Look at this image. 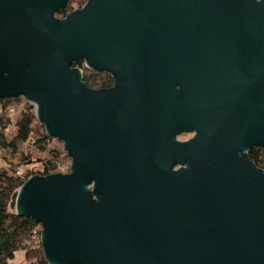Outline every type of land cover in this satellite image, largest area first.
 Wrapping results in <instances>:
<instances>
[{
  "label": "water",
  "instance_id": "water-1",
  "mask_svg": "<svg viewBox=\"0 0 264 264\" xmlns=\"http://www.w3.org/2000/svg\"><path fill=\"white\" fill-rule=\"evenodd\" d=\"M69 1L0 0V101L71 160L9 203L47 264H264V0Z\"/></svg>",
  "mask_w": 264,
  "mask_h": 264
},
{
  "label": "trees",
  "instance_id": "trees-1",
  "mask_svg": "<svg viewBox=\"0 0 264 264\" xmlns=\"http://www.w3.org/2000/svg\"><path fill=\"white\" fill-rule=\"evenodd\" d=\"M70 1L71 3L81 4L79 8L84 4L83 0ZM69 3L66 9L69 7ZM65 10H59L54 14V17L56 15V17L60 16V18H63L67 14ZM68 10L71 12L73 8ZM71 68L82 70V83L89 90H106L112 86V79L108 74L104 75L98 72L88 71L83 69L81 64L77 63H73ZM17 99L9 98L0 101V109L6 112L10 108H15L16 106L13 102L17 101ZM37 121L35 113L26 105L24 113L15 122L13 136L8 140L4 130L11 123L4 115H0V150L10 151L13 155L18 150V147L28 141L33 142L40 150H43L53 138L48 137L41 130H36L35 126L38 124ZM40 127L42 128V126ZM34 134H38V136L33 140L32 136ZM247 156L255 167L264 170V147L252 148L247 153ZM55 165L52 163H44L42 165V171L38 175H50L56 171ZM16 169H11V173L0 169V264H13L15 254L19 251L24 253L23 261L26 262L25 264H47L42 255L41 245L39 243L41 226L28 217L16 215L13 210L9 209L12 194L29 177L21 178L17 176L14 174Z\"/></svg>",
  "mask_w": 264,
  "mask_h": 264
},
{
  "label": "rangeland",
  "instance_id": "rangeland-1",
  "mask_svg": "<svg viewBox=\"0 0 264 264\" xmlns=\"http://www.w3.org/2000/svg\"><path fill=\"white\" fill-rule=\"evenodd\" d=\"M85 2L86 0H83L84 4ZM80 5L81 4L71 3L70 1L69 7L65 10V12L69 13L70 10L68 9H71V8H73V10L79 9ZM57 17L58 19H61L60 16H57ZM13 103L16 106L14 108L13 114H10L9 110L5 112L0 109V115H4L6 118L10 120V123H11V125L8 127L9 132H5L8 140L11 139V137L13 136L15 122L24 113L25 106L27 105L30 108V104L22 97L18 98L17 101ZM32 111L34 112V110ZM38 124H36L35 126L36 130L37 131L41 130L45 133L42 124L39 122ZM40 126H42L43 129ZM37 136L38 134H34L32 136L33 140ZM190 136H191L190 134H182L178 136L177 139L179 141H184ZM51 140L52 141L43 150H40V148L34 145L33 142L31 141L23 143L20 147H18V150L13 155L10 153V151L0 150V169L6 170L11 173V169L17 168L14 174H16L17 176L21 178H25L26 176H29L28 178H30L32 176H37L39 172L42 171V165L44 163L46 164L52 163L54 165L56 164L55 165L56 172H60L62 174H68L69 168L71 165V160L67 156L66 152L63 150L62 142L56 139H51ZM23 260H24V253L19 251V252H16L12 263L13 264H25L26 262Z\"/></svg>",
  "mask_w": 264,
  "mask_h": 264
},
{
  "label": "built area",
  "instance_id": "built-area-1",
  "mask_svg": "<svg viewBox=\"0 0 264 264\" xmlns=\"http://www.w3.org/2000/svg\"><path fill=\"white\" fill-rule=\"evenodd\" d=\"M86 2H87V0H86ZM86 2H85V3H86ZM82 7H83V6H82ZM82 7H80V8H82ZM80 8H79V9H80ZM79 9H76V10H79ZM73 11H74V10H73ZM70 13H71V12H70ZM67 14H68V13H67ZM67 14H66V15H67ZM66 15H65V16H66ZM65 16H64V17H65ZM64 17H63V18H64ZM63 18H61V19H63ZM81 65H82V68H83V69H86V68H85V65H84L83 63H82ZM79 70L82 72L81 69H79ZM87 70H88V69H87ZM109 76H110V75H109ZM110 77H111V76H110ZM111 79H112V77H111ZM112 83H113V80H112ZM112 85H113V84H112ZM111 87H112V86H111ZM13 112H14V108H10V109H9V113H10V114H13ZM8 130H9V129H8V127H7V128L4 130V132H9ZM70 166H71V165H70ZM69 170H70V168H69ZM262 171H264V170H262ZM56 173H60V172H56V171H55V172L51 173L50 175H52V174H56ZM60 174H62V173H60ZM63 175H65V174H63ZM38 176H40V177H45V176H42V175H38ZM46 176H48V175H46ZM30 178H31V177H30ZM28 179H29V178H28ZM28 179H27V180H28Z\"/></svg>",
  "mask_w": 264,
  "mask_h": 264
},
{
  "label": "flooded vegetation",
  "instance_id": "flooded-vegetation-1",
  "mask_svg": "<svg viewBox=\"0 0 264 264\" xmlns=\"http://www.w3.org/2000/svg\"><path fill=\"white\" fill-rule=\"evenodd\" d=\"M190 135H191V136H190L189 138H187L186 140H184V141H179L178 139H177V140H178L179 142H182V143H184V142H186V141L190 140V139H191V138L194 136V134H190Z\"/></svg>",
  "mask_w": 264,
  "mask_h": 264
}]
</instances>
